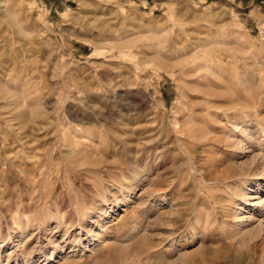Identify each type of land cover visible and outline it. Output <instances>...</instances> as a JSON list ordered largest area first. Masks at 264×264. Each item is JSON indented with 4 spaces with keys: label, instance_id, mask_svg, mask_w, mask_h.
<instances>
[{
    "label": "rangeland",
    "instance_id": "374dc122",
    "mask_svg": "<svg viewBox=\"0 0 264 264\" xmlns=\"http://www.w3.org/2000/svg\"><path fill=\"white\" fill-rule=\"evenodd\" d=\"M0 264H264V0H0Z\"/></svg>",
    "mask_w": 264,
    "mask_h": 264
}]
</instances>
